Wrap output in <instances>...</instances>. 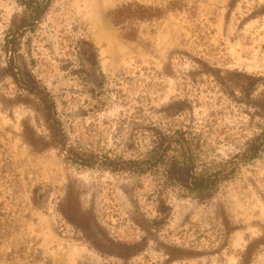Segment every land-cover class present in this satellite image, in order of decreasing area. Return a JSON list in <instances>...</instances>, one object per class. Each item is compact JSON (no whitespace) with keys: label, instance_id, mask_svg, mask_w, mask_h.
Segmentation results:
<instances>
[{"label":"rangeland","instance_id":"1","mask_svg":"<svg viewBox=\"0 0 264 264\" xmlns=\"http://www.w3.org/2000/svg\"><path fill=\"white\" fill-rule=\"evenodd\" d=\"M131 2L167 10L124 30L113 13ZM27 13L0 0V264H264V147L249 151L264 0H52L34 27ZM13 34L69 153L26 139L51 136L5 72ZM191 160L202 192L180 181Z\"/></svg>","mask_w":264,"mask_h":264},{"label":"trees","instance_id":"2","mask_svg":"<svg viewBox=\"0 0 264 264\" xmlns=\"http://www.w3.org/2000/svg\"><path fill=\"white\" fill-rule=\"evenodd\" d=\"M21 4L25 7L28 14V21L35 24L44 16L47 12L52 0H20ZM171 7H176L171 3ZM166 8L157 6L144 5L138 2H131L123 5L113 13V22L116 26L121 27L124 30L131 29L132 23L136 21H149L162 18L166 13ZM18 30V29H17ZM18 33V32H17ZM129 39H135L136 34L132 33L127 36ZM18 39L19 34H13L7 36L5 39L4 49L9 56L7 68L5 72L11 77L15 85L19 90L25 92L27 96H33L37 99L40 106V112L46 122L47 128L51 136V141H46L45 138L39 137H26L27 141L37 149H46L51 146H59L62 150L69 153L68 139L62 128L61 121L57 117L56 102L52 94L44 87L37 78L28 70L22 69L15 61V54L18 52ZM91 57L96 61V53L92 52ZM29 98H24L22 102L24 104L29 103ZM258 144L254 143L250 146L249 151L252 157H256L259 151L264 147V138L257 139ZM256 141V142H257ZM73 156V155H72ZM73 160L83 164L85 166H92L91 162L77 158L73 156ZM125 169V168H121ZM183 178L180 180L182 185L192 191L202 192L208 187L207 181L203 177L197 175L194 170V162H186V166H181ZM64 216L77 227H82L84 233L89 229L90 224H84L81 226L73 218L69 217L67 212H63Z\"/></svg>","mask_w":264,"mask_h":264}]
</instances>
